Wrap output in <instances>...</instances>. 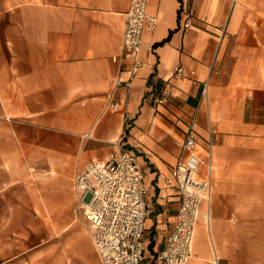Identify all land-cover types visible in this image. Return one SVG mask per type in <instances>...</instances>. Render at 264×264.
<instances>
[{
    "label": "crops",
    "instance_id": "obj_1",
    "mask_svg": "<svg viewBox=\"0 0 264 264\" xmlns=\"http://www.w3.org/2000/svg\"><path fill=\"white\" fill-rule=\"evenodd\" d=\"M129 8L130 0H0V167L28 168L38 157L81 171L117 144L134 152L153 264L176 223L171 169L197 109L198 152L207 157L211 133L214 173L188 264H264V0H149L157 25L141 35L134 75L121 56ZM179 68L184 78L173 79ZM71 253L75 264H100L89 233Z\"/></svg>",
    "mask_w": 264,
    "mask_h": 264
},
{
    "label": "built area",
    "instance_id": "obj_2",
    "mask_svg": "<svg viewBox=\"0 0 264 264\" xmlns=\"http://www.w3.org/2000/svg\"><path fill=\"white\" fill-rule=\"evenodd\" d=\"M149 0H130L122 38V59L130 62L134 75L141 67L138 56L141 35L153 31L157 19L147 12ZM188 27V20L185 22ZM193 76V73L190 74ZM177 69L173 79H182ZM208 82L201 91V102L207 98ZM157 104L162 99L156 100ZM116 104H109L112 111ZM197 109L192 113L181 144V156L171 169L178 193L179 209L176 223L162 253L153 264H188L193 257L195 227L202 203H209L212 193L213 165L211 152L213 135L207 139V157L198 152L193 131ZM115 152L102 159L92 158L73 179L76 208L87 226L90 241L100 264H150L145 262L144 232L148 216L143 169L137 155L117 144ZM205 167L200 177V167Z\"/></svg>",
    "mask_w": 264,
    "mask_h": 264
},
{
    "label": "rangeland",
    "instance_id": "obj_3",
    "mask_svg": "<svg viewBox=\"0 0 264 264\" xmlns=\"http://www.w3.org/2000/svg\"><path fill=\"white\" fill-rule=\"evenodd\" d=\"M79 171L38 157L28 168L0 167V264H75L73 243L88 237L73 187Z\"/></svg>",
    "mask_w": 264,
    "mask_h": 264
}]
</instances>
